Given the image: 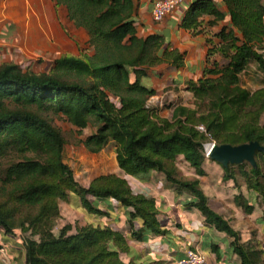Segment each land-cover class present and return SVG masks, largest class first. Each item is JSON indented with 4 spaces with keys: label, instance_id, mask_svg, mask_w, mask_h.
Segmentation results:
<instances>
[{
    "label": "trees",
    "instance_id": "16d2710c",
    "mask_svg": "<svg viewBox=\"0 0 264 264\" xmlns=\"http://www.w3.org/2000/svg\"><path fill=\"white\" fill-rule=\"evenodd\" d=\"M52 1L55 8L66 9L76 28L85 30L92 53L63 55L44 73L23 71L13 63L0 66V233L21 240L24 264H137L121 259L129 245L112 227L65 224L54 234L61 217L59 203H68L71 194L91 215L107 214L91 199L110 200L113 210L128 209L131 227L135 219L142 222L141 229H132L133 240H141L144 231L163 233L155 201L134 193L127 179L99 175L87 187L76 181L63 158L69 141L54 118L70 124L78 135L94 129L77 141L90 154L113 144L125 176L144 181L152 171L164 175L175 192L193 197L188 208L233 239L231 247L240 264H261L264 250L241 243L239 232L210 208L199 180L179 177L175 162L181 156L195 176L203 177L206 144L257 141L264 146V85L251 91L241 82L249 64L264 69V0H221L226 14L212 0L191 4L181 20L184 29H197L206 15L214 22L229 20L208 53H217L225 63L211 62L201 79L188 83L200 108L182 110L184 120L173 121L159 118L148 107L154 91L141 79L160 65L180 68L183 55L169 50L161 35L137 37L132 0ZM255 159V169L246 163L222 168V182L238 188L236 171L243 179L250 196L239 192L233 203L246 215L254 211L251 198H261L264 213V155L257 152Z\"/></svg>",
    "mask_w": 264,
    "mask_h": 264
},
{
    "label": "crops",
    "instance_id": "0c3cea01",
    "mask_svg": "<svg viewBox=\"0 0 264 264\" xmlns=\"http://www.w3.org/2000/svg\"><path fill=\"white\" fill-rule=\"evenodd\" d=\"M153 1L132 0L136 35L142 39L153 34L161 35L169 50H176L183 55V65L180 68L160 65L148 69L141 83L154 91L147 105L155 110L159 118L168 121H173L175 118L184 120L180 111H197L200 108L199 102L188 91V83L201 79L211 62L215 61L220 66L225 63L217 53L212 56L208 53L218 44L216 35L224 25L229 23V20L214 22L212 16L206 15L201 18L197 29H184L181 27V20L195 1L191 0L177 7L176 11L161 22L156 23L151 18ZM212 1L220 12L227 13L221 0ZM28 38L36 41L49 52L58 54L56 59L67 54L78 56L81 51H72L73 45L78 48L85 46L88 49V35L85 30L76 28L68 19L66 9L55 8L52 0H0V43L17 40L19 44L24 45ZM261 48L264 56V41ZM88 50L90 55L92 51ZM241 82L243 87L251 91L261 88L264 85V69H259L255 63L249 64L241 76ZM103 152L104 150L100 153ZM177 161L186 168L185 173L180 171L179 175L189 176L190 180L197 178L202 191L208 198L210 208L238 232V229L232 226L231 212L238 213L233 198L239 192L244 194V188H236L233 183L222 182V168L210 159L206 158L203 163L205 171L203 177L195 176L193 169L181 156L177 158ZM183 167L178 168L182 170ZM99 168L101 169L99 175L113 174L125 178L134 193L143 194L155 201L160 229L163 233L152 234L144 231L141 240H133L132 229L135 231L141 229L142 222L135 219L131 227L128 221V209L121 207L113 210L112 201L91 199L98 209L107 213L105 216H95L85 212L75 196L79 209L74 205H68L64 217L65 224L73 226L92 224L109 226L118 230L124 235L129 245L128 251L121 255L125 263L134 261L137 264H177L188 250H198L206 256L209 264H240L239 258L231 247L233 239L208 225L196 209L188 208L186 205L193 201V197L187 192H175L164 175L152 171L144 181L125 176L117 166L114 151L109 154L108 163L100 161ZM90 172L93 173L92 170ZM90 181L92 179H89ZM246 196L250 194L247 193ZM61 217L63 218L62 214ZM258 222H260L259 219ZM251 226L247 223L246 230ZM263 228V223L257 225V229L264 236ZM246 230H241V243H248L251 240L250 236L245 234ZM0 248L4 249L10 264H24L22 246L19 251H16V248L8 251L2 245ZM261 249L264 250V245ZM18 256H21V259L18 260ZM0 264H4L1 255Z\"/></svg>",
    "mask_w": 264,
    "mask_h": 264
},
{
    "label": "rangeland",
    "instance_id": "374dc122",
    "mask_svg": "<svg viewBox=\"0 0 264 264\" xmlns=\"http://www.w3.org/2000/svg\"><path fill=\"white\" fill-rule=\"evenodd\" d=\"M72 48H73L72 51L79 50L81 51V53L89 54V50L85 46L78 48L73 45ZM57 55L58 54H56L55 52H49L48 50L44 49V47H41L38 43H36V41H33L31 38H28L25 41L24 45L19 44L17 40H15V42L13 40L10 41L7 40L3 44L0 43V66L5 63H13L15 65H18L23 71H31L33 73L47 72L51 68L52 62L57 58ZM261 123H264V114L261 117ZM54 124L56 127H58L61 130V132L65 135V137L69 141L64 148V153H63L64 162L68 164L72 169L76 181L80 185L87 187L88 184L91 182V181L89 182V179L93 180L95 177L99 176L101 172V169L99 168L100 161L103 160L106 163H108L109 154L111 153V151L112 152L114 151L113 144H109L106 148H104L103 149L104 152L102 154L101 153L90 154L85 149V147H83L81 144H77V141L93 133L94 129L87 128L84 131H82L81 135H78L74 127H72L70 124L58 118H54ZM208 144H213V143H208ZM205 158L208 159V157L206 156ZM175 164L178 170V176L181 178L188 179L189 176L182 177L179 175L180 171H182V173H185L186 171L185 170L186 168L183 167L181 162L176 161ZM89 165L90 167H88ZM179 166L183 167V169L179 170L178 168ZM87 167L89 169H87ZM91 170L93 172L92 174L90 172ZM236 180L238 187L244 188L243 192L244 195L246 196L247 193H245L246 189H245L244 181L237 174V171H236ZM75 197L73 194H71L69 195L68 203L65 202L59 203L60 213L62 214L63 218L60 217V219H58L55 222L53 229L55 235H58L59 230L65 225L64 217L66 215L65 212L68 209V205L69 204L71 206L74 205L77 209H79ZM250 200L251 202L254 203L255 213H252L251 216H249L244 214L243 211L240 208H238V213L231 212L233 217L232 226H235V228L238 229L239 234H242L241 230H246L247 223H249V225H252L251 227H248V229L245 231L246 232L245 234L247 236H250L251 239L249 241L250 246L254 247L255 249L262 250L261 246L264 245V236L261 235V233L257 229V225L261 223H263L264 225L263 203L261 198L255 200V202L253 198H251ZM258 219L260 220V222H258ZM0 245H2L8 251L14 248H16V251H19L21 249L20 248L21 240L16 236L0 233ZM19 259H21V256H18V260ZM260 261L261 264H264V252L263 254L260 255Z\"/></svg>",
    "mask_w": 264,
    "mask_h": 264
},
{
    "label": "water",
    "instance_id": "95a60500",
    "mask_svg": "<svg viewBox=\"0 0 264 264\" xmlns=\"http://www.w3.org/2000/svg\"><path fill=\"white\" fill-rule=\"evenodd\" d=\"M257 152L264 155V146L257 141L235 146L230 144L217 145L215 143L205 146V156L220 165L223 169L229 166H239L244 163L255 169L257 167L255 159Z\"/></svg>",
    "mask_w": 264,
    "mask_h": 264
},
{
    "label": "built area",
    "instance_id": "2783aa9c",
    "mask_svg": "<svg viewBox=\"0 0 264 264\" xmlns=\"http://www.w3.org/2000/svg\"><path fill=\"white\" fill-rule=\"evenodd\" d=\"M191 0H154L151 8V18L154 22H161L165 17L176 11L177 7L184 5ZM199 131H204L202 126L197 127ZM205 151V146H204ZM0 255L4 264L10 261L3 248H0ZM177 264H209L206 256L198 250H188L184 257L177 261Z\"/></svg>",
    "mask_w": 264,
    "mask_h": 264
}]
</instances>
